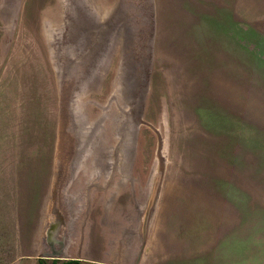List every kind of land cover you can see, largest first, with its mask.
<instances>
[{
    "label": "rangeland",
    "instance_id": "rangeland-1",
    "mask_svg": "<svg viewBox=\"0 0 264 264\" xmlns=\"http://www.w3.org/2000/svg\"><path fill=\"white\" fill-rule=\"evenodd\" d=\"M55 260L264 264V0H0V264Z\"/></svg>",
    "mask_w": 264,
    "mask_h": 264
},
{
    "label": "bare ground",
    "instance_id": "bare-ground-1",
    "mask_svg": "<svg viewBox=\"0 0 264 264\" xmlns=\"http://www.w3.org/2000/svg\"><path fill=\"white\" fill-rule=\"evenodd\" d=\"M83 2H84V1H83ZM80 3H81V2H80ZM80 3H79V4H80ZM75 9H76V8H75ZM82 10H83V9H82ZM81 26H82V25H81ZM52 30H53V29H52Z\"/></svg>",
    "mask_w": 264,
    "mask_h": 264
},
{
    "label": "trees",
    "instance_id": "trees-1",
    "mask_svg": "<svg viewBox=\"0 0 264 264\" xmlns=\"http://www.w3.org/2000/svg\"><path fill=\"white\" fill-rule=\"evenodd\" d=\"M52 264H56V262H53Z\"/></svg>",
    "mask_w": 264,
    "mask_h": 264
},
{
    "label": "flooded vegetation",
    "instance_id": "flooded-vegetation-1",
    "mask_svg": "<svg viewBox=\"0 0 264 264\" xmlns=\"http://www.w3.org/2000/svg\"><path fill=\"white\" fill-rule=\"evenodd\" d=\"M53 262H56V260H55V261H53Z\"/></svg>",
    "mask_w": 264,
    "mask_h": 264
}]
</instances>
